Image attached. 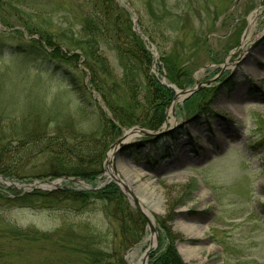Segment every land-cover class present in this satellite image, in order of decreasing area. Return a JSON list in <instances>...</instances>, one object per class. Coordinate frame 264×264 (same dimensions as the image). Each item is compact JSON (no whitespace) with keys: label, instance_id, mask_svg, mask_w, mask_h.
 Returning <instances> with one entry per match:
<instances>
[{"label":"rangeland","instance_id":"rangeland-1","mask_svg":"<svg viewBox=\"0 0 264 264\" xmlns=\"http://www.w3.org/2000/svg\"><path fill=\"white\" fill-rule=\"evenodd\" d=\"M114 2L120 10L108 12L99 2L94 6V0H0V143L13 147L16 135L36 123L46 122L40 129L53 133L67 116L77 128L89 131L105 116L117 126V132L110 126L104 133L106 140L115 133L106 153L125 131L141 127L124 128L90 87L89 72L74 69L72 60H66L64 78L54 63L15 48L29 38L45 40L37 34L42 29L67 58L76 54L79 61V47L88 48L82 27L90 17L112 15L121 25L128 15L132 31L152 58L149 75L168 91L154 90L157 127H141L147 134H130L114 157L116 174L105 164L104 153L91 182L70 174L22 180L0 174V264H141L147 250L146 264H157L170 251L182 264H264V0ZM246 36L250 40L243 49ZM114 43L111 38L99 42L97 55L109 70H99L96 77L125 113L143 120L154 114L143 101L153 88L145 86L141 72L125 71ZM245 64L255 73H245ZM73 78L87 86L89 99L82 101L69 82ZM130 84L137 106L128 96ZM235 93L241 99L234 105ZM167 118L174 123L165 126ZM179 148L185 151L184 160L173 164L182 156ZM11 158L0 154V161ZM33 160L25 173L53 169L43 154ZM119 167L133 178V185L124 182ZM74 178L83 184L67 181ZM45 180L59 183L44 189L10 184ZM113 186L126 203L125 230L111 201L77 206L30 198L34 192L53 197L66 187L86 193Z\"/></svg>","mask_w":264,"mask_h":264},{"label":"trees","instance_id":"trees-1","mask_svg":"<svg viewBox=\"0 0 264 264\" xmlns=\"http://www.w3.org/2000/svg\"><path fill=\"white\" fill-rule=\"evenodd\" d=\"M97 2L101 4L103 10L105 11L109 12L113 9L120 10L114 0H94L93 5L95 6ZM118 20L119 18L113 17L112 15H106L101 19L96 18V15L95 17L89 18L88 24L82 27V32H86L88 35L87 40L84 39L88 48L85 50L79 47L80 51L83 52V58L81 60L79 59V61L76 54H71V56L67 58L60 45L54 43V41L51 42V40H49L47 37V32L43 29L38 31L37 34L39 37H44L45 40L29 38L24 43H20L18 45L16 44L15 48L20 50V52H24L25 54L33 55L36 60H41L42 62L49 64L51 62L54 63L57 68L60 70L62 69L61 71H58L62 77L66 76L67 73V71L64 72V69L67 68L65 64L68 62L66 60H72L74 69L78 71L84 70L89 72L90 87L99 93L106 107L109 109L112 115L117 118L119 123L124 126V128L140 125L141 127L150 129L153 125L156 126L157 122L159 121V119L158 121H155V113L159 112L157 110L159 106L157 105L158 101L155 98L156 95H154V90L156 91L159 89H164L166 94L168 91L160 84L156 77L149 75L148 66L151 64L152 58L149 52L144 48L140 37L134 31H132L128 15H125V17L121 20V22H123L121 25H119ZM26 29L30 30L29 27H26ZM109 33L110 35H108ZM110 38L115 42L114 44L118 50V56L123 61L125 71L130 72L132 75H138V73L141 72V74H143V78L146 81L145 86L148 89L153 88L152 93H150L149 90L147 91L148 94L143 101L145 106H148L152 111H154V114L149 115L143 120L136 119L128 115V113H125V108H122L116 104V99H112L111 92H105L96 77L99 70H109L107 63L103 59L104 57L97 55V49H99V42L101 40L106 41V39L109 40ZM87 50L89 51L87 52ZM94 65L97 66L96 71L93 67ZM165 67L167 72L170 73L169 71H171V65L166 63ZM69 82L73 86V89L78 94H80L82 101H85L91 97V93L84 83L79 82V80L75 78ZM131 86L132 85L130 84L128 96L131 97L132 102L137 106L135 98L136 95L134 92H131ZM160 96H162V98L165 97L164 94L159 95V97ZM152 98L155 99L154 102L151 100ZM154 104L157 107L154 108ZM102 119V123L99 125V127L97 125L96 128L89 131H83L81 128H77L75 120L69 116L64 119L63 125L56 123V129L53 133H48L49 130L47 129H40L45 127L46 122L40 124L36 123L34 129H29L23 134L16 135V137L19 136V139L16 138L15 145L13 147L10 145L11 142H8L9 144L0 143V154H4V157L7 154H12V160L4 162L2 159L0 161V174L10 179L15 178L19 180L25 179L26 177L39 178L40 176L45 175L70 174L81 177L82 179L90 182L93 181L100 172V162L106 147L115 139L114 133V137L112 136L111 139H108L111 140L109 142L103 138L104 133L110 126L115 129V132H117V126H115L111 121L107 120L105 116H102ZM106 143L107 145L105 146ZM9 145L12 149L9 147ZM34 149H37L36 154H32ZM40 154H43L46 166L51 165L53 166V169H48L47 166L44 169L34 173H25L28 165L33 164V159H35L37 156H40ZM28 157L32 158L30 162H26V158ZM34 166L32 168H34ZM115 189L116 187L113 186L105 192L101 191L82 193L69 190V188L66 187V189H62L53 193V197H50V194L34 192L30 195V198H32L31 200L36 197L41 198L46 201L45 203L60 200L61 202L76 204L77 206L86 205L92 201L101 202L100 199L104 201L103 204L111 201V204L113 207H115V210L119 211L120 215L122 216V225L124 227L123 230H125L126 227L124 224V218H126L125 216H128L125 213L126 203L123 201L121 194ZM128 240L130 243L133 242L130 239ZM157 264L182 263L179 261L177 255L170 251L168 252L165 259L161 260Z\"/></svg>","mask_w":264,"mask_h":264},{"label":"water","instance_id":"water-1","mask_svg":"<svg viewBox=\"0 0 264 264\" xmlns=\"http://www.w3.org/2000/svg\"><path fill=\"white\" fill-rule=\"evenodd\" d=\"M129 11L130 13L132 14V19L134 21V30L136 32L139 33L138 29H137V26H136V18L134 17V14H133V11L129 8ZM140 34V33H139ZM143 36V35H142ZM146 39V37H144ZM199 85H196V87L188 90L189 93H193L194 91H196L199 87ZM166 123V122H165ZM139 132V133H143V134H147L148 132L145 131V129H142L141 127H132L130 128L128 131H125L123 133V136L119 139H117L112 145L109 146L107 152L105 153V164L109 167H111L112 171L114 174H116V170H115V166H114V157L117 156V152L119 149L123 148V146L126 144V142L128 141L129 137H130V134H132L133 132ZM109 174L111 177H113V174L110 173L109 171ZM115 180H117L115 177H113ZM0 180H1V176H0ZM67 181H73V182H78V183H81L83 184V180L82 179H79V178H74V179H67ZM117 182H120V184L123 186V183L121 181H118ZM59 183V180H54V181H48V180H45V181H35L34 183L32 184H28V185H18L14 182H10V184L12 186H17V187H20V188H23V189H37V188H46V187H50V186H57V184ZM86 186V185H85ZM128 192V196L130 199L133 200V202L135 203V205L137 206V208L140 209V206L138 204H136V199L134 197V195L132 193H130L128 190H126ZM148 225L150 226V231L153 232L154 229L153 227L151 226L150 222L148 221ZM148 254H149V251L147 250L143 255H142V261H141V264H146L147 262V257H148Z\"/></svg>","mask_w":264,"mask_h":264},{"label":"bare ground","instance_id":"bare-ground-1","mask_svg":"<svg viewBox=\"0 0 264 264\" xmlns=\"http://www.w3.org/2000/svg\"><path fill=\"white\" fill-rule=\"evenodd\" d=\"M249 37L248 36H246V38H244L243 40H242V43H241V46H242V48L243 49H245V47L247 46V44H248V42H249ZM256 60V59H255ZM247 64V63H246ZM246 64H245V66H244V68H242L243 69V71L245 72V73H249V74H251V73H255V70L253 69V68H248L247 66H246ZM233 97V98H232ZM231 97V102L235 105L236 103H238V101H240V95H238L237 93H235V95H233ZM174 118H172V119H168L167 118V120H166V123H165V126L167 125V124H173L174 123V120H173ZM135 132H137V131H135ZM180 149V148H179ZM180 150H182V148L180 149ZM180 153L182 154V156H180V157H178V159L176 160V162H173V164L175 163V164H179L180 162H182L183 160H184V157H185V155H183V153H185V151H180ZM179 153V154H180ZM119 170H120V172L122 173V175H123V177H124V182H126L128 185H133V183H134V181H133V178L129 175V173L128 172H126V171H123L122 170V168L121 167H119ZM131 264H139V260L136 262V263H134V262H132Z\"/></svg>","mask_w":264,"mask_h":264}]
</instances>
